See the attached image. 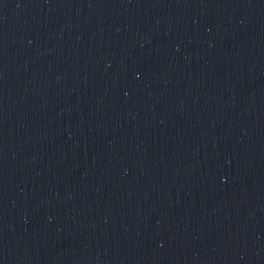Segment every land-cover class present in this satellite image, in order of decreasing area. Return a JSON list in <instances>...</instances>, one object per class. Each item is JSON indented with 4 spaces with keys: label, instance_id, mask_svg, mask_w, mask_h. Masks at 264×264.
Here are the masks:
<instances>
[{
    "label": "water",
    "instance_id": "water-1",
    "mask_svg": "<svg viewBox=\"0 0 264 264\" xmlns=\"http://www.w3.org/2000/svg\"><path fill=\"white\" fill-rule=\"evenodd\" d=\"M0 264H264V0H0Z\"/></svg>",
    "mask_w": 264,
    "mask_h": 264
}]
</instances>
